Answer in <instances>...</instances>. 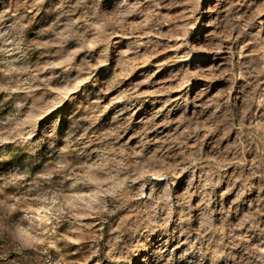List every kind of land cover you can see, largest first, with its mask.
Returning <instances> with one entry per match:
<instances>
[{"label":"clouds","instance_id":"1","mask_svg":"<svg viewBox=\"0 0 264 264\" xmlns=\"http://www.w3.org/2000/svg\"><path fill=\"white\" fill-rule=\"evenodd\" d=\"M0 264H264V0H0Z\"/></svg>","mask_w":264,"mask_h":264},{"label":"rangeland","instance_id":"2","mask_svg":"<svg viewBox=\"0 0 264 264\" xmlns=\"http://www.w3.org/2000/svg\"><path fill=\"white\" fill-rule=\"evenodd\" d=\"M107 2H108V3H111L112 0H107ZM43 22H44V18H43V17L37 19V24H40V23H43ZM203 31H205V29L201 28V29H200V32H203ZM169 55H170V54H169ZM164 58H165V57H160V59H164ZM211 60H212L211 57H208V56H202V55H196V56L193 57L191 63L196 64L197 62H199V63L207 64V63H209ZM163 75H164V73L161 72V73H160V76H163ZM89 91H90L92 94H94L96 90H95V89H90ZM205 99H207V97H206ZM149 108H150V106H147V105H146L145 108H144V111L141 112L140 115H144L145 113H147V112L149 111ZM71 110H72V106H71V105H67V106H65L64 109H62L61 114H63V115L66 116L69 112H71ZM105 119H107V117H105ZM19 159H23V157H20ZM5 167H6V166H5Z\"/></svg>","mask_w":264,"mask_h":264}]
</instances>
